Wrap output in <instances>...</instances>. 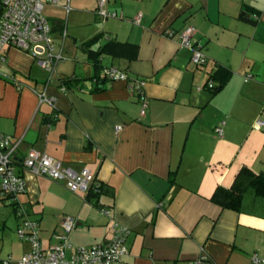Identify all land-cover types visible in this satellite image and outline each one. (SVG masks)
Instances as JSON below:
<instances>
[{
  "label": "crops",
  "instance_id": "0c3cea01",
  "mask_svg": "<svg viewBox=\"0 0 264 264\" xmlns=\"http://www.w3.org/2000/svg\"><path fill=\"white\" fill-rule=\"evenodd\" d=\"M41 1L62 58L50 71L27 52L4 51L0 75L17 82L0 76V130L20 139L18 157L37 148L89 168L102 183L94 200L24 172L19 200L38 219L42 246L57 241L60 220L70 216L67 256L107 240L117 221L130 229L128 254L117 264H189L202 251L211 264L264 257V180L244 187L238 207L211 198L242 168L264 173V127H253L264 120V0H107L121 16L103 20L97 0ZM187 25L206 56L201 66L179 46ZM110 66L144 81V114L127 81L105 78ZM210 78L221 83L216 91ZM32 87L53 103L40 102ZM20 222L0 198V251L10 264L30 248L17 235Z\"/></svg>",
  "mask_w": 264,
  "mask_h": 264
},
{
  "label": "built area",
  "instance_id": "2783aa9c",
  "mask_svg": "<svg viewBox=\"0 0 264 264\" xmlns=\"http://www.w3.org/2000/svg\"><path fill=\"white\" fill-rule=\"evenodd\" d=\"M97 15L103 20L109 17H120L117 12L106 8L107 0H97ZM43 3L41 0H0V61L5 60L4 51L13 47L31 55L40 66L52 71L55 64L62 58L60 50L56 47L51 37V25L43 14ZM132 21L139 23L141 14L134 15ZM194 28L185 26L178 32V43L182 48L191 50L190 61L195 66H201L206 62V56L201 51V45L193 40ZM170 32L168 35H172ZM108 80H124L132 92H137L141 99L140 113L144 114L147 102L143 93V80L131 79L127 72L121 71L114 66L103 70ZM4 77L17 82V78L5 72ZM250 74L247 75L249 78ZM208 87H214L212 78L208 79ZM21 88L22 83H17ZM36 91L35 87H32ZM61 89L66 87L61 85ZM40 102L53 103V98L47 96L43 91H36ZM253 127L260 129L264 127V120H255ZM120 125L116 127V130ZM221 134V127L215 128ZM20 139L0 130V198L13 205L14 212L21 217L16 232L20 240L29 244V250L24 253L16 264H117L128 254L126 239L130 229L117 222L111 224V236L100 243L88 246L74 247L71 255L67 256L68 234L75 227L76 220L70 216H63L60 220L61 233L53 236L57 240L47 247L42 246L39 238V221L31 218L23 209L19 196L27 190L24 172L29 171L33 175L45 176L49 179L61 181L72 192L88 193L95 199L101 192L102 183L93 172L83 167L80 170L71 165L49 156L47 153L37 149H29L23 156L16 155ZM88 198V197H86ZM104 214L108 213L102 208ZM11 256H2L0 251V263L10 264ZM189 264H211V259L202 251ZM251 264H264V257L253 253Z\"/></svg>",
  "mask_w": 264,
  "mask_h": 264
},
{
  "label": "trees",
  "instance_id": "16d2710c",
  "mask_svg": "<svg viewBox=\"0 0 264 264\" xmlns=\"http://www.w3.org/2000/svg\"><path fill=\"white\" fill-rule=\"evenodd\" d=\"M0 76L4 77L3 75H0ZM4 78H7V77H4ZM73 80L74 79L62 80V83L67 85ZM220 86H221V83L218 86L214 85L213 90L216 91ZM56 115H57V112L55 109H53L51 117L54 118ZM259 180H264V173L259 174V175H254L250 173V171L246 170L245 168H242L240 172L238 173L233 185L230 188L225 189V188L218 187L214 191L211 198L212 200H214L221 206L238 207L239 201L241 198V193L244 187L247 184L255 185ZM95 203H97V200L95 201Z\"/></svg>",
  "mask_w": 264,
  "mask_h": 264
}]
</instances>
